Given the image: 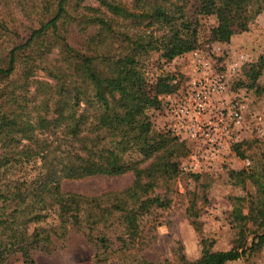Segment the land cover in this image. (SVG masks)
Wrapping results in <instances>:
<instances>
[{
    "label": "trees",
    "instance_id": "trees-1",
    "mask_svg": "<svg viewBox=\"0 0 264 264\" xmlns=\"http://www.w3.org/2000/svg\"><path fill=\"white\" fill-rule=\"evenodd\" d=\"M263 13L264 0H0V264H34L72 232L98 264L140 251L143 217L170 208L190 152L175 133L153 129L148 111L166 107L181 83L161 67L150 76L149 61L199 48L201 18H215L210 40L224 44ZM263 73L264 54L244 67L241 84L257 88ZM243 144L234 150L246 157ZM254 163L228 171L232 185L251 187L230 198L233 245L212 251L204 238L200 257L180 247L165 264H229L263 249L264 155ZM127 174L133 182L122 191L62 187ZM186 213L200 228L195 193Z\"/></svg>",
    "mask_w": 264,
    "mask_h": 264
},
{
    "label": "rangeland",
    "instance_id": "rangeland-1",
    "mask_svg": "<svg viewBox=\"0 0 264 264\" xmlns=\"http://www.w3.org/2000/svg\"><path fill=\"white\" fill-rule=\"evenodd\" d=\"M200 21L201 46L197 49L210 60L214 75L221 76L227 82V90L222 98L226 107L222 121L228 128L224 142L215 152H211L205 143L179 136L190 152L181 160L182 174L173 186L170 208H156L143 217L144 235L147 237L140 251L106 264H135L138 256L155 264L172 263L180 247L187 259L194 260L201 256L204 238L212 242V251H225L233 245L237 236L238 228L230 221V211L233 209L230 198L245 195L251 187L244 189L232 185L228 171L253 166L254 160L259 161L264 155V73L258 79L257 88L241 84L244 67L264 54V13L253 20L247 30L234 34L231 41L224 44L210 40L209 29L216 25L215 18L204 17ZM158 56L155 54L149 61L148 74L151 76L161 67L164 72L180 79L181 86L176 94L185 90L200 74L192 52L172 63L159 61ZM234 66L236 69H233ZM233 105L242 106L243 119L238 125L229 117ZM148 113L153 129L171 131L168 129L165 106L150 109ZM241 142L244 143L246 157H241L234 150L235 144ZM132 182L131 174L120 177L95 175L84 180L66 179L62 187L65 191L96 195L122 191ZM156 192L164 193L162 189ZM194 193L198 197L200 228L191 222L186 213ZM94 255L92 245L80 234L72 232L65 242L57 243L51 253H38L34 264H98ZM10 264L23 263L15 259ZM229 264H264V247L256 254L241 257Z\"/></svg>",
    "mask_w": 264,
    "mask_h": 264
},
{
    "label": "built area",
    "instance_id": "built-area-1",
    "mask_svg": "<svg viewBox=\"0 0 264 264\" xmlns=\"http://www.w3.org/2000/svg\"><path fill=\"white\" fill-rule=\"evenodd\" d=\"M192 57L200 74L185 90L170 97L165 107L168 129L178 136L203 142L211 152H215L224 142L228 131L227 124L222 121L226 111L222 98L227 90V82L221 76L214 75L210 60L201 50H193ZM242 111V106H232L229 117L234 124L241 123Z\"/></svg>",
    "mask_w": 264,
    "mask_h": 264
}]
</instances>
